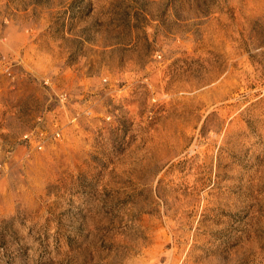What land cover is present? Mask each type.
I'll use <instances>...</instances> for the list:
<instances>
[{"label":"rangeland","instance_id":"1","mask_svg":"<svg viewBox=\"0 0 264 264\" xmlns=\"http://www.w3.org/2000/svg\"><path fill=\"white\" fill-rule=\"evenodd\" d=\"M0 264H264V0H0Z\"/></svg>","mask_w":264,"mask_h":264},{"label":"built area","instance_id":"2","mask_svg":"<svg viewBox=\"0 0 264 264\" xmlns=\"http://www.w3.org/2000/svg\"><path fill=\"white\" fill-rule=\"evenodd\" d=\"M67 95H62L61 99L64 101L67 97ZM45 136V129L42 127H37L33 131L26 133L23 137L24 142H26L29 145H34V147L38 148L39 150L43 149L45 146L46 138ZM55 136H60V132L57 131L55 133Z\"/></svg>","mask_w":264,"mask_h":264}]
</instances>
